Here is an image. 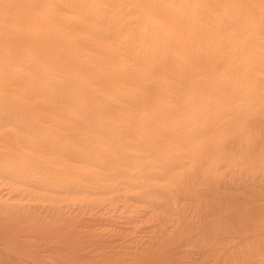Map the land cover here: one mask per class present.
I'll list each match as a JSON object with an SVG mask.
<instances>
[{
    "label": "bare ground",
    "instance_id": "obj_1",
    "mask_svg": "<svg viewBox=\"0 0 264 264\" xmlns=\"http://www.w3.org/2000/svg\"><path fill=\"white\" fill-rule=\"evenodd\" d=\"M96 159L104 194L123 179L182 204L174 244L113 260L108 237L111 261L85 264H264V0H0L1 258L52 264L31 240L44 209L23 199L93 193L76 169Z\"/></svg>",
    "mask_w": 264,
    "mask_h": 264
},
{
    "label": "rangeland",
    "instance_id": "obj_2",
    "mask_svg": "<svg viewBox=\"0 0 264 264\" xmlns=\"http://www.w3.org/2000/svg\"><path fill=\"white\" fill-rule=\"evenodd\" d=\"M123 120V123H121V120L119 121V120H117L116 122L114 121V124H115V127H116V129L118 130L119 128L118 127H120V128H122L123 127V125L122 124H124V121H125V126H126V124H127V121L125 120V119H122ZM98 122V121H97ZM96 122V123H97ZM99 122H101V121H99ZM117 122H119L118 124L119 125H116V123ZM95 123V124H96ZM98 124H99V126H101L102 127V125H100V124H102V123H97L96 124V126H98ZM122 125V126H121ZM92 127H93V125H91ZM90 126V127H91ZM95 126V127H96ZM98 126V127H99ZM51 127H53V128H51ZM51 127H49L47 130H45V131H49V129H52L51 131H53V130H55V131H57L58 129L57 128H55L54 126H51ZM92 127H91V130H92ZM95 127L93 128V129H95ZM89 127L87 128V134L88 133H90L89 132ZM96 129H98L97 127H96ZM123 129V131L126 129V127H124V128H122ZM121 129V130H122ZM85 130H86V128H85ZM90 130V131H91ZM78 131V133H83L84 132V130H83V132H82V129H80V130H77ZM76 131V132H77ZM119 131H120V129H119ZM45 133V132H44ZM48 134L49 133H45L44 135H46V136H48ZM50 134H52V133H50ZM70 134V133H69ZM87 134L85 135V132H84V134L83 135H81L82 137H84V135L85 136H87ZM88 136L90 137V135L88 134ZM88 136L86 137V139L88 138ZM91 138V137H90ZM89 138V139H90ZM92 139V138H91ZM90 139V140H91ZM95 140V139H94ZM93 141V139L91 140V142ZM99 142H100V139L98 140ZM105 141V143H106V145H102L101 147H100V144H102V143H100L99 144V146H97L98 147V149L97 148H95L96 150H100L101 148L104 150V149H109L110 148V146L108 145L107 146V142H106V140H104ZM94 142V141H93ZM92 142V143H93ZM97 142V141H96ZM96 142H94V143H96ZM105 143H103V144H105ZM91 146V147H90ZM89 146V149H93L94 150V147L93 146H95V145H90ZM79 149H81V147L79 148ZM101 149V150H102ZM100 150V151H101ZM105 151V150H104ZM49 158H53L52 156L51 157H49ZM50 160V159H49ZM48 160V161H49ZM65 160V159H64ZM102 159H100V161H98V159H96V160H94L95 162L93 163V166H92V164L91 163H89L90 164V167H88V164H87V167H85L86 165L84 164V166L82 167V164H81V167L80 168H77L76 169V175H77V178H79L78 177V175L79 174H77V173H80L79 171H81V174L82 173H84V175H79L80 176V178H82L83 179V177L84 176H86L87 175V173L89 174V177H88V175L86 176V179H91L90 181H93V178H94V172H95V174L97 173V170H100L101 168L104 170L105 168H108L107 166H106V163H104V161H103V164H100L101 165V167H100V169H98V167L97 166H99L98 165V163H102V161H101ZM141 160H145V159H141ZM140 160V161H141ZM46 161H47V159H46ZM51 161H52V159H51ZM50 162V161H49ZM142 162V161H141ZM144 162H149V161H144ZM142 163V164H145V163ZM149 164V163H148ZM145 165H147V164H145ZM103 166V167H102ZM105 166V167H104ZM92 167V168H91ZM134 167V166H133ZM84 168V169H83ZM97 168V169H96ZM96 169V170H95ZM102 169H101V171H102ZM131 170V172L132 171H134L135 169H130ZM106 171V170H105ZM104 171V173H107V172H105ZM90 172H92L93 173V175H92V177H91V175H90ZM99 172V171H98ZM109 172H110V170H109ZM108 172V173H109ZM135 172V171H134ZM133 173V172H132ZM104 175H106V174H104ZM83 176V177H82ZM88 177V178H87ZM107 176H105V178H106ZM80 178H79V181H80ZM98 178V177H97ZM97 178H94L95 180V182H94V185L96 186V188H95V186H93L94 188L93 189H91L92 190V192L93 193H91V191H90V188L92 187V186H90V187H87V190L84 192L83 190V192L82 191H80L79 193H64V194H59V195H57V193H51V194H47V195H49V196H47V195H44V196H40V197H37V196H35V197H33V196H28V197H25L24 199H23V203H27V204H31L32 205V209H33V211H34V209L36 210H41L40 208H42V209H44V211H40V216H37V215H39L37 212L38 211H36V213H35V211H34V214L37 216V217H40L39 219H40V222H42L40 225H37L36 227L37 228H39V226H40V228L37 230L38 232H40V233H43V234H46V237H48V239L47 238H45V237H43V235L41 234V235H39V236H41V237H38L37 235L38 234H40V233H38L37 231V235H35L36 233H34L33 234V236H32V243H34L33 245L35 246V247H37L38 249H42L41 251H40V253H42L43 254V252L45 251V250H47L46 248H48L49 246L50 247H52V248H49V249H51V250H54V252H53V254H52V256H56V254H58L55 258L54 257H51V258H49L48 257V261L49 262H51L52 264H60V263H62V264H65V263H67L68 262V260H70L69 262H70V264H79V259H80V257L82 258V256H83V254H89V255H85V256H83V260H85L86 259V261L83 263V264H85V263H91L92 262V259H93V261H94V258H95V260H96V262H103V260L105 261V263L108 261H111V260H107L106 258H103L102 259V256H103V254H102V252L101 251H103L104 250V248L106 247V249L105 250H107L108 248V250H107V252L106 251H103V253L104 252H106L108 255L110 254V253H108V252H111V255H113L112 257H111V255L110 256H108L106 253H105V257L107 256V258L108 257H110L111 259L113 258V260H117V259H119V260H121V258L123 259V257L124 258H126V257H128V256H130V257H128V258H130V259H134V257L135 258H140V257H142L143 255H145V254H148L149 252L151 253L152 251H154V252H158L160 249H161V247H165V246H167V245H169L171 242L173 243L174 242V239H175V242H176V238H177V236H178V234H177V230H175L176 229V226L178 225V221H179V214H178V212L177 211H179V210H177L178 208H179V206L178 205H180V204H182V203H178V205H175V203H174V205L172 204V199L171 198H166L165 196L167 195V193H165L164 191V194H163V192L161 193L160 191L161 190H163V189H158L159 190V192L157 191V187L155 188V187H153V188H155V190L157 191V192H155L157 195V198H155V197H153L154 195H149V197H150V199L148 200V199H145V198H149V197H145L144 198V196L145 195H143L142 197H140V198H138V199H140V201H138V199H136V198H134L136 195H137V193H140V191L141 192H144L145 190V188H141V190L140 191H138L137 193H135V195H133L134 194V192L133 193H130V190H128L127 189V192H129L130 194H129V196L127 195V192H126V187H122L121 188V190L122 189H125L124 190V192H123V190L121 191L120 189H119V187L121 186L120 184H123L124 183V181H123V179L121 180L120 179V181H118L119 180V178H121L120 176L118 177V180H116L117 178H113L112 180H114L115 182H112V185H114V183H116L117 181H118V183L119 182H122V183H116L117 185H116V192L117 191H119L120 190V193L121 192H123L122 193V195H121V197H117V195H119V192L117 193V195H116V192L115 193H113L112 191H110L111 189H108L107 190V194H104V190H103V188L102 187H104V184L102 183V182H104L105 181V178L103 179V181L101 182V179L103 178V176L102 177H99L100 179L98 180ZM98 180V182H101L102 183V185L101 184H99L98 182H97V180ZM125 179V178H124ZM78 180V179H77ZM127 181L128 180H131V179H126ZM89 181V182H90ZM106 181H107V179H106ZM105 181V182H106ZM109 181H111V179H108V182H104L105 183V185H106V188L104 187V189H105V191H106V189H107V186L109 185L108 183H109ZM89 182H88V184H89ZM126 182V181H125ZM156 182H158V181H156ZM97 183V184H96ZM91 184V183H90ZM93 184V183H92ZM99 184V185H98ZM108 184V185H107ZM125 185H126V183H124ZM112 185H110V186H112ZM128 186H130L129 184H127ZM97 186H102L101 188H99V190H98V188H97ZM124 186V185H123ZM109 187V186H108ZM115 187V186H114ZM118 187V188H117ZM132 187H133V185H132ZM132 187H131V189H132ZM150 186H147V188H149ZM89 188V189H88ZM109 188H113V187H109ZM128 188V187H127ZM135 187H133V189H134ZM140 188V187H139ZM138 188V189H139ZM146 188V189H147ZM103 190V192H101L100 193V191L101 190ZM118 189V190H117ZM130 189V188H129ZM137 189V190H138ZM94 190H96V191H94ZM113 190V189H112ZM143 190V191H142ZM87 191H90V192H87ZM108 191H109V193H108ZM115 191V190H114ZM132 191V190H131ZM136 191V190H135ZM148 191L149 192H151V188L150 189H148ZM147 191V192H148ZM154 190H152V192H153ZM78 192V191H77ZM95 192H97V194H95ZM146 192V193H147ZM151 192V193H152ZM106 193V192H105ZM126 193V194H125ZM158 193L161 195H158ZM46 194V193H45ZM67 194V195H66ZM110 194H112V196L114 197V200H113V197L110 195ZM116 195V196H114V195ZM166 194V195H165ZM54 195V197H52ZM56 195V196H55ZM65 195V196H64ZM111 197H109V196ZM123 195H126L127 196V198H126V196H124L125 197V200H123L124 199V197H123ZM133 197H132V196ZM147 195V194H146ZM47 196V197H46ZM59 196V197H58ZM61 196V197H60ZM138 196H139V194H138ZM137 196V197H138ZM148 196V195H147ZM42 197H44V198H42ZM51 197V198H50ZM129 197V198H128ZM41 198V199H40ZM49 198H50V204H49ZM59 198L61 199L60 200V202L58 201L59 200ZM108 198H110V199H108ZM132 198H134V199H132ZM153 198H155L154 200H152ZM52 199H56V201L54 202V201H52V203H51V200ZM111 199H112V201H111ZM119 201H118V200ZM121 199V200H120ZM128 199V200H127ZM136 199V200H135ZM144 199V200H143ZM157 199V200H156ZM45 200V201H44ZM130 200V201H129ZM151 200H152V203H151ZM111 201V202H110ZM142 201H144V202H142ZM154 201V202H153ZM171 202V204H169L170 202ZM45 202V203H44ZM113 202H115V203H113ZM121 202H122V204H121ZM165 202V203H164ZM167 202V203H166ZM43 203V204H42ZM106 203H108V204H106ZM109 203H110V205H109ZM111 203H112V205H114L115 207H113L112 205H111ZM157 203H159L158 205L159 206H157L156 204ZM163 203V204H162ZM46 208V211H45V208H43V206ZM102 204V205H101ZM106 204V205H105ZM126 204V205H125ZM167 204V205H166ZM192 204V205H191ZM49 205V206H48ZM55 205V206H54ZM99 205H101V206H103L104 207V209H103V207H101V206H99ZM108 205V207H105V206H107ZM120 205V206H119ZM169 205H171V206H169ZM190 205L194 208V204L191 202L190 203ZM42 206V207H41ZM99 206V207H98ZM123 206V208H121L122 209V211H120L119 210V208L120 207H122ZM164 206V207H163ZM172 209H170L169 207ZM172 206H174L173 208H172ZM175 206H177V207H175ZM181 206V205H180ZM48 207L50 208V209H48ZM58 207H60V208H58ZM110 207V208H109ZM125 207H128V209H125ZM156 207H158V208H156ZM160 207V208H159ZM191 207V208H192ZM107 208H109V210L107 209ZM113 208V209H112ZM117 209V211H116V209ZM174 208H176V209H174ZM60 209V210H59ZM115 209V210H114ZM62 210V211H61ZM113 210V211H112ZM176 210V211H175ZM194 211H195V209H193ZM192 209H190V213H191V215H190V217L192 216V214H193V211ZM54 211V212H53ZM57 211V212H56ZM108 211H109V213H108ZM111 211V212H110ZM175 213H174V212ZM46 212V213H45ZM61 212H62V214H61ZM115 213V215L113 214V213ZM177 212V213H176ZM42 213V214H41ZM50 213L52 214V215H50ZM112 213V214H111ZM53 214H54V216H53ZM56 214V215H55ZM61 214V215H60ZM175 214H177V215H175ZM42 215H44V217L42 216ZM46 215V216H45ZM49 215V216H48ZM59 215H60V217H59ZM69 217H68V216ZM63 216H65V217H63ZM115 218H114V217ZM119 216H120V218H119ZM42 217V218H41ZM52 217H54V218H52ZM61 217H63L62 218V220L60 219ZM66 217H68V218H66ZM107 217H109V219L107 218ZM57 218V219H56ZM65 218V219H64ZM84 218V219H83ZM111 218V219H110ZM113 218V219H112ZM192 218V217H191ZM48 220V221H46V220ZM58 219H60V220H58ZM72 219V220H71ZM77 219V220H76ZM177 219V220H176ZM47 222V224L44 222ZM69 220V221H68ZM70 220H71V222H70ZM111 220V221H110ZM50 221H52V223H49L50 224V227H49V224H48V222H50ZM59 221V222H58ZM77 221V222H76ZM57 223V225L58 226H56V225H54V224H56ZM61 222V223H60ZM73 222V223H72ZM64 223V224H63ZM82 223V224H81ZM174 223V224H173ZM45 224V225H44ZM63 224V225H62ZM68 224V225H67ZM80 224V225H79ZM44 225V226H43ZM62 227H61V226ZM70 225V226H69ZM87 225V226H86ZM45 227V229L43 228V227ZM74 226L76 227V228H74ZM174 226V227H173ZM50 228L49 230H53V233H52V231H51V233H50V231L48 230V228ZM54 227V228H53ZM56 227H58L57 229H56ZM60 227V228H59ZM64 227H65V229L68 231H66L65 229H64ZM71 228V229H69V228ZM36 228V229H37ZM40 229H42V231L40 230ZM45 231H44V230ZM46 229H47V231H46ZM73 229H75V230H73ZM77 230H78V232H77ZM80 230H82V233L80 232ZM88 230V231H87ZM169 231H171V232H175L174 234H175V236L173 235V233H171L170 232V234H169ZM177 231V232H176ZM48 234H47V233ZM67 232V233H66ZM77 232V233H76ZM87 232V233H86ZM50 233V234H49ZM60 233V234H59ZM65 234V235H64ZM68 236H67V235ZM72 234V235H71ZM76 234H78V235H76ZM80 234H84L83 236L81 235L80 237V239H79V235ZM89 234V235H88ZM123 234V235H122ZM59 235V236H58ZM61 235V236H60ZM75 235L78 237V238H75ZM118 235H119V237H118ZM52 236V237H51ZM63 236V237H62ZM64 236H67V238H65ZM74 237V239L72 240V238ZM101 236L103 237L102 239H103V241H102V239H101ZM58 237H61V238H59V241L57 242V245L59 244V246H60V243H61V248H59L58 246L56 247V249L58 248V250H56V249H53V247L54 246H56V242L55 241H57V239H58ZM72 237V238H71ZM85 237V238H84ZM108 237H110V238H108ZM118 237V238H117ZM176 237V238H175ZM64 238V239H63ZM70 240H72V241H70ZM92 238V239H91ZM108 238V239H107ZM111 238H113L112 240H113V242H112V240H111ZM46 239V240H45ZM50 239L51 240H53V242H52V244H51V242H49L50 241ZM63 239V240H62ZM67 239V240H66ZM86 239V240H85ZM105 239H107V240H105ZM109 239H110V241H109ZM120 239V240H119ZM161 239V240H160ZM67 241V242H72V243H70V244H68V243H66L65 244V241ZM69 240V241H68ZM78 240V241H77ZM85 240V241H84ZM101 240V241H100ZM108 241L109 243H107V242H105V241ZM168 240V241H167ZM61 241V242H60ZM74 241V242H73ZM82 241H84V242H82ZM95 241H96V244H95ZM121 241V242H120ZM161 241V242H160ZM38 244H37V243ZM40 242H42L41 243V245H40ZM60 242V243H59ZM64 243V245L63 246H65V247H62V244ZM82 242V243H81ZM93 242V243H92ZM104 242H105V247L103 246L104 245ZM118 242V243H117ZM135 242H137V243H135ZM140 242V243H139ZM174 242V243H175ZM49 243H50V245H49ZM55 245H54V244ZM110 246L111 245V247H112V245H113V248L116 250L115 252H113L114 254H112V250H113V248H111V247H109V246H107V244ZM162 243V244H161ZM165 243V244H164ZM172 243L170 244V245H172ZM173 243V244H174ZM37 246H36V245ZM74 244H75V246H74ZM88 244V245H87ZM99 244H101V245H99ZM103 244V245H102ZM119 244H121V245H119ZM135 244V245H134ZM141 244V245H140ZM41 247H40V246ZM45 247H44V246ZM53 245V246H52ZM71 245H72V247H73V249H72V247H71ZM86 245V247H84V246ZM97 247H96V246ZM115 245V246H114ZM126 247H125V246ZM130 245V246H129ZM133 245H134V247H133ZM162 245V246H161ZM31 246V245H30ZM69 246V247H68ZM103 248H102V247ZM120 246H122L121 248H122V250L120 251V250H118V248H120ZM135 246H136V250H135ZM146 246V247H145ZM182 246V245H181ZM187 245H183L182 247H184V248H182L183 250L185 249V247H186ZM189 246H190V244H188V246H187V248H189ZM40 247V248H39ZM69 249H68V248ZM90 248V247H92V248H90V250L89 249H87L86 250V248ZM131 247V249H133V252H132V250L131 249H129ZM152 247V248H151ZM45 248V250H43ZM71 248V249H70ZM93 248H94V250H93ZM111 248V249H110ZM125 248V249H124ZM141 248V250L140 251H144V249H146L145 250V252H140L139 251V249ZM158 250H157V249ZM186 248V249H187ZM62 249H63V251H66L67 252V254H68V252H69V254L67 255L65 252H63L62 251ZM68 249V250H67ZM79 249V250H78ZM85 250V252H83V250ZM95 251V254L93 255V251ZM151 249H152V251H151ZM181 249V248H180ZM55 250H56V252H55ZM75 250V251H74ZM76 250H77V252H76ZM90 252H93V253H90ZM111 250V251H110ZM118 250V251H117ZM125 250V251H124ZM138 250V251H137ZM39 251V250H38ZM73 251H74V253H73ZM88 251V252H87ZM100 251V252H99ZM114 251V250H113ZM129 251V254L127 253ZM61 252V254H59ZM71 252L73 253V254H77L76 255V257L78 258H76V257H74V256H71ZM83 252V253H82ZM87 252V253H86ZM97 252V253H96ZM121 252V253H120ZM132 254H134V252H135V256L134 255H132ZM140 252V253H139ZM153 252V253H154ZM45 253V255L48 253V254H50L48 251H45L44 252ZM64 253V254H63ZM82 253V254H81ZM99 253V254H98ZM100 253H101V256H100ZM119 253V254H118ZM141 253H145V254H141ZM149 253V254H150ZM0 254H2L1 252H0ZM63 254V255H62ZM72 254V255H73ZM115 254H117L118 256H121V257H119V258H117L116 256L117 255H115ZM121 254H123V255H121ZM65 255H66V258H64L65 257ZM82 255V256H81ZM99 255V256H98ZM128 255V256H127ZM137 255H141L140 257L139 256H137ZM46 256H48V255H46ZM62 257L63 256V259L62 258H59V257ZM68 256V257H67ZM90 256L92 257V259L90 258ZM101 259H99L98 257ZM103 256V257H104ZM146 256V255H145ZM2 256L0 255V259H1V261H0V263L1 264H11V260H10V258H5L4 256H3V258H1ZM96 257H97V259H96ZM144 257V256H143ZM59 260H58V259ZM73 259V260H71V259ZM75 258V259H74ZM110 258H108V259H110ZM116 258V259H115ZM2 259H5V260H10V261H2ZM20 259H22V261H20ZM20 259H18V262H17V260L16 261H14L13 260V262H15V263H13V264H21V263H23V264H30V261H28V260H25V259H23V258H20ZM57 261H56V260ZM82 259H80V262H82L83 260ZM141 259V258H140ZM24 261V262H23ZM59 261V262H58ZM72 261H73V263H72ZM75 261V262H74ZM89 261V262H88ZM10 262V263H9ZM57 262V263H56ZM95 262V261H94ZM31 264H36V263H34L33 261H32V263ZM68 264V263H67ZM82 264V263H81Z\"/></svg>",
    "mask_w": 264,
    "mask_h": 264
}]
</instances>
